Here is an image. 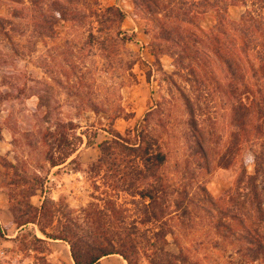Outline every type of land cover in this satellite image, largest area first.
<instances>
[{
    "label": "rangeland",
    "instance_id": "rangeland-1",
    "mask_svg": "<svg viewBox=\"0 0 264 264\" xmlns=\"http://www.w3.org/2000/svg\"><path fill=\"white\" fill-rule=\"evenodd\" d=\"M128 1L129 18L125 0H89V16L109 6L123 10L121 29L133 37L124 49L107 46L101 51L97 42L88 39L89 25L59 22L46 29L28 1L0 0V130L6 127L11 134L7 151L0 154V179L13 218L10 225L0 224V264H74L69 244L42 234L41 225L54 234L67 228L80 236L92 232L129 256L127 260L109 254L100 264H171L180 252L177 242L189 259L179 264H243L233 254L230 239L216 234L213 226L242 168L254 173L250 151L257 146L242 144L239 151L227 153L233 128L230 101L218 85L224 82L219 66L207 62L202 69L209 95L192 89L189 70L177 69L169 54L157 55L164 46L157 36L161 19H170ZM228 10L233 20H239L245 8L230 5ZM197 19L209 31L216 24V12L208 9ZM194 32L206 43L203 33ZM109 33L103 34L107 45ZM194 35L191 40L197 39ZM203 42L195 44L207 57ZM198 92L202 108L196 114L209 141L207 162L196 161L189 148L192 130L183 97L195 102ZM118 114L113 128L124 138L135 142L137 129L143 128L166 153L162 181L139 174L142 160L129 150L114 148L104 165H96L102 155L100 144L112 139L110 118ZM67 121L76 124L70 131L83 141H75L76 150L66 162L51 167L47 151L65 129L60 123ZM61 152L55 148V156ZM232 157L228 167L221 165ZM36 174L45 178L43 189L28 197L21 179L32 181ZM202 188L218 199L214 205L205 202ZM145 190L158 197L153 204L140 195ZM180 197L196 215L193 219L179 215ZM45 200L49 214L41 216L38 224L17 230L15 216L28 210L26 204L39 208ZM162 208L165 214L158 218ZM216 240L221 243L215 249Z\"/></svg>",
    "mask_w": 264,
    "mask_h": 264
},
{
    "label": "trees",
    "instance_id": "trees-1",
    "mask_svg": "<svg viewBox=\"0 0 264 264\" xmlns=\"http://www.w3.org/2000/svg\"><path fill=\"white\" fill-rule=\"evenodd\" d=\"M22 1H28L36 9L37 16L40 18L39 25L43 28L48 29L50 26L53 29V25L59 22L89 25L91 28L88 39L91 42H97L101 51H106L107 46H110V50L119 51L133 39L121 29L126 13L118 7L109 6L101 11H92L90 14L97 16H89L86 9L89 0ZM134 3L152 14H159L170 19L168 21L161 19L160 32L157 36L164 46L159 48L157 55L169 54L177 69L183 67L189 70L191 78L187 80L192 83V89L202 92L204 90V94L209 95L207 80L202 74V69L206 67L207 62L217 64L223 73L224 82L220 84L218 82V85L221 88L220 91L230 101V125L233 128L226 147L227 153L234 154L239 151L242 144L251 143L257 148L250 151L255 163L254 173L247 174L245 168H242L236 186L230 193L225 206L218 209L215 224L211 227L213 226L215 233L220 237L230 239L235 247H233V254H237L243 264L255 261L258 264H264V0H134ZM230 5H240L245 8L239 20H233L230 17L228 10ZM208 9L216 12V24L206 31L199 25L197 17ZM188 26H193L194 29L187 30ZM94 29L97 34L94 33ZM106 31L110 32L108 45L107 39L103 36ZM194 31L203 33L206 43L201 41L198 34L194 35ZM193 35L197 39L191 40ZM191 42L193 44H190ZM199 42H203L206 46L204 54L208 58L202 57L197 49L196 44ZM134 63L133 59L130 60V69ZM201 96L198 92L195 102L186 95L183 99L190 115L191 155L198 162H207L210 152L209 141L204 138L206 132L196 114L202 108L198 103ZM119 117H121L120 114L110 118L111 124L108 131L112 139L100 144L102 155L97 159L96 165H104L114 148L129 150L142 160L143 168L138 171L139 174L144 173L149 178L162 181L160 169L167 160L166 153L143 128L137 129L135 142L124 138L113 128L114 120ZM60 125L65 129L59 137L56 136L57 142L53 143L47 151V160L51 167L66 162L76 150L75 141H83L82 136L70 131L76 128V124L67 121L61 122ZM87 143H92L90 137H87ZM55 148L62 150L58 156H55ZM231 159L233 160V157L226 160V163L221 162V165L228 167ZM9 164L14 169L13 164L11 162ZM44 180L43 176L36 174L32 181L26 177L22 178L21 184L25 192L28 190V197H31L38 189H43ZM202 191L207 197H203L205 202L214 205L218 199L211 196L206 188H202ZM5 192L12 197L8 189ZM153 193L151 190H145L141 191L140 195L153 204L158 199ZM183 200L184 198L180 197L177 201L179 215L181 218L193 219L196 215L194 216L192 210L183 205ZM26 205L28 210L21 211L19 216H15L17 227L31 223L38 224L41 216L43 218L49 214L46 200L39 208L31 205V202ZM11 211L14 213L12 207ZM164 214L165 208H162L158 211L157 217H162ZM39 230L53 240H61L69 244L74 264H100L102 257L114 253L129 260L127 254L115 250V244L105 243L98 236L95 238L91 235L92 232L90 234L86 232L80 236L79 232L67 228L63 233L54 234L48 232L42 225L39 226ZM170 233L174 235L175 232L171 230ZM166 234L164 232V235ZM217 241L212 244L215 249L220 247L221 242ZM177 245L180 252L174 256L171 264L189 260L184 246L178 242Z\"/></svg>",
    "mask_w": 264,
    "mask_h": 264
},
{
    "label": "crops",
    "instance_id": "crops-1",
    "mask_svg": "<svg viewBox=\"0 0 264 264\" xmlns=\"http://www.w3.org/2000/svg\"><path fill=\"white\" fill-rule=\"evenodd\" d=\"M125 12L127 13V18H129L130 15V8H131V3L128 0H125ZM138 29L136 26L134 28ZM11 138L10 132L6 130V127H3V129L0 130V154H5L7 151V148L10 143L9 140ZM1 147L3 148V151L1 150ZM9 209L7 207L6 201H4V193H3V187L1 185V179H0V224L2 225H10L13 223V218L11 217V212L9 213ZM9 213V214H8ZM20 227H17V230H19ZM55 242H59L61 240H53Z\"/></svg>",
    "mask_w": 264,
    "mask_h": 264
}]
</instances>
